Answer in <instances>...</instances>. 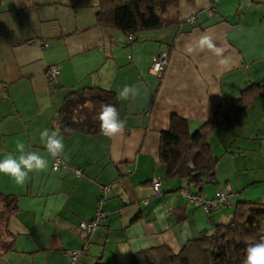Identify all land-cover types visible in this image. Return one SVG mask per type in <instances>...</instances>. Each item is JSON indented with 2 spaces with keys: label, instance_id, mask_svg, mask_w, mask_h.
Here are the masks:
<instances>
[{
  "label": "crops",
  "instance_id": "obj_1",
  "mask_svg": "<svg viewBox=\"0 0 264 264\" xmlns=\"http://www.w3.org/2000/svg\"><path fill=\"white\" fill-rule=\"evenodd\" d=\"M208 4L176 0L166 14L173 23L129 42L96 25L97 0H0V159L15 152L17 140L47 155L40 132L55 130L51 119L62 98L80 88L115 93L127 122L112 138L64 137V166L53 171L50 160L24 187L0 174V195L16 200L5 227L11 246L0 264H65L64 253L75 249L83 250L75 264H131L133 255L161 246L176 254L186 241L225 223L236 203L264 204V90L223 119L244 89L264 79V0H217L211 16ZM190 16L193 24L179 23ZM205 34L224 49L223 57L198 49ZM189 46L197 50L190 53ZM158 52L167 54L159 78L148 73ZM50 65L58 66L55 82L45 78ZM132 85L140 95L119 99ZM170 115L186 120L189 132L213 115L224 123L210 138L217 163L201 193L229 197L210 214L185 203V184L165 179L157 160L159 132L167 130ZM153 178L160 181L158 194ZM110 183L100 207L104 219L86 243L77 225L92 219L98 188Z\"/></svg>",
  "mask_w": 264,
  "mask_h": 264
},
{
  "label": "trees",
  "instance_id": "obj_2",
  "mask_svg": "<svg viewBox=\"0 0 264 264\" xmlns=\"http://www.w3.org/2000/svg\"><path fill=\"white\" fill-rule=\"evenodd\" d=\"M175 6L176 0H97L95 23L133 38L137 33L159 30L173 23L166 14ZM263 90L264 79L244 89L229 104L224 121L249 107ZM104 104L114 105L119 112L117 97L111 91L97 87L71 91L62 98L51 124L63 137L100 135L98 114ZM187 124L186 120L170 115L167 130L159 132L157 160L164 168L165 179H179L185 184L183 195L184 191L202 194L201 187L213 181L217 163L210 138L224 123L220 125L213 115L193 132H189ZM15 208L14 197L0 195V254L11 246L5 227L6 219ZM262 238L264 204L242 201L234 205L225 223L215 224L207 232L186 241L178 253L173 254L163 246L152 248L133 255L131 264H244L247 248ZM78 250L83 253L82 249Z\"/></svg>",
  "mask_w": 264,
  "mask_h": 264
},
{
  "label": "clouds",
  "instance_id": "obj_3",
  "mask_svg": "<svg viewBox=\"0 0 264 264\" xmlns=\"http://www.w3.org/2000/svg\"><path fill=\"white\" fill-rule=\"evenodd\" d=\"M198 49L201 51L207 49L217 57H223L224 54V49L217 47L213 38L206 34L199 38ZM196 50L192 46L188 47L190 53ZM220 63H225V59H221ZM138 95L140 89L136 85L124 86L118 93L119 99L124 101L130 98L135 100ZM98 120L102 135L108 138L123 134L127 123L112 104H104L101 107ZM40 140L47 155H42L38 150H31L23 141L17 140L15 152H7L0 159V174L10 177L16 185L24 187L30 180L31 174L48 170L50 160L61 157L67 160L64 137L59 131L45 128L40 132ZM244 264H264V238L247 248Z\"/></svg>",
  "mask_w": 264,
  "mask_h": 264
},
{
  "label": "built area",
  "instance_id": "obj_4",
  "mask_svg": "<svg viewBox=\"0 0 264 264\" xmlns=\"http://www.w3.org/2000/svg\"><path fill=\"white\" fill-rule=\"evenodd\" d=\"M217 0H209V4L206 7V12L209 16H211L214 13V4ZM180 24L187 23V24H193L194 18L193 17H187L184 19H181L179 21ZM127 40L129 42L133 41V38L131 35L127 36ZM167 64V54L165 52H158L154 54L150 60L148 65V73L154 77L159 78L163 72L164 67ZM59 71L57 65H50L47 66L45 70V78L49 81H56L58 77ZM63 163L59 158L55 159L51 163V169L53 171H59L61 167H63ZM73 173L78 176L80 175L79 169H72ZM114 187L113 183L106 184L99 186L98 188V195L96 197V209L94 211L92 219L88 221L79 222L77 227L80 233L85 238V242L87 243L88 240H90L91 234L93 231L98 227L99 223L104 219V214L101 211L100 207L101 204L105 201L108 194L112 192V189ZM160 188V181L157 178H153L151 180V190L153 193L157 194L159 192ZM184 200L190 205L197 206L204 214H207L209 212H212L216 210L217 208L222 207L229 197V194L222 192V191H216L211 197H206L203 194H197V193H191L189 191H184ZM82 254L81 250H71L66 251L64 253V256L66 257V263L65 264H75L78 257Z\"/></svg>",
  "mask_w": 264,
  "mask_h": 264
}]
</instances>
